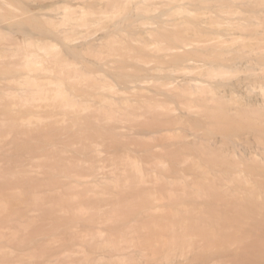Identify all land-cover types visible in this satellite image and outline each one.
Wrapping results in <instances>:
<instances>
[{
	"label": "bare ground",
	"instance_id": "1",
	"mask_svg": "<svg viewBox=\"0 0 264 264\" xmlns=\"http://www.w3.org/2000/svg\"><path fill=\"white\" fill-rule=\"evenodd\" d=\"M0 264H264V0H0Z\"/></svg>",
	"mask_w": 264,
	"mask_h": 264
},
{
	"label": "rangeland",
	"instance_id": "2",
	"mask_svg": "<svg viewBox=\"0 0 264 264\" xmlns=\"http://www.w3.org/2000/svg\"><path fill=\"white\" fill-rule=\"evenodd\" d=\"M8 32H9V31H8ZM12 33H13V32H12ZM14 35H15V36H14ZM13 36H14V37H18V38H19V37H22V35H21L20 33H14Z\"/></svg>",
	"mask_w": 264,
	"mask_h": 264
}]
</instances>
